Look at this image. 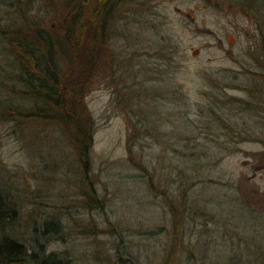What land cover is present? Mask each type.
I'll use <instances>...</instances> for the list:
<instances>
[{
  "label": "rangeland",
  "instance_id": "rangeland-1",
  "mask_svg": "<svg viewBox=\"0 0 264 264\" xmlns=\"http://www.w3.org/2000/svg\"><path fill=\"white\" fill-rule=\"evenodd\" d=\"M17 1L0 0V28L24 13L64 36L67 1ZM89 24L60 51L69 118H0L6 235L62 264H250L264 247V0H122L94 69Z\"/></svg>",
  "mask_w": 264,
  "mask_h": 264
},
{
  "label": "trees",
  "instance_id": "trees-1",
  "mask_svg": "<svg viewBox=\"0 0 264 264\" xmlns=\"http://www.w3.org/2000/svg\"><path fill=\"white\" fill-rule=\"evenodd\" d=\"M65 1H67L66 9L70 11V14L63 12L65 17L61 20L65 32L63 37L55 34L54 28L47 27L38 18L24 15V13L17 20L21 22L20 24L11 28H0L1 45L5 48L0 53V93L3 90L9 96L8 100L0 99L1 119L16 120L18 117H25L29 114L41 116L44 112L52 118L61 117L64 121L69 118L68 115L58 111L65 107L62 90L65 75L62 72V60L65 61L66 57L60 55V51L65 45L70 50L75 48V42L83 45L84 35L81 32L87 23H92L88 25L92 30L89 40L92 46L84 54L85 59H88L87 64L91 69L97 68L102 63L101 56L107 53V43L112 35V19L122 0ZM16 4L23 9L22 2L17 1ZM88 12H91L93 17L88 18ZM66 19L67 22H65ZM75 60L74 55L72 61ZM16 95L24 97L33 107L30 110L20 108L13 100ZM79 138L83 143L81 154L85 156L91 139L86 133L80 135ZM128 149L132 153L131 141L128 142ZM255 215L261 218L259 214L255 213ZM15 220L16 212L12 209L11 201L0 193V230L2 232L0 264H62L54 255L41 258L40 255L30 253L24 244L7 236L4 230L9 228ZM173 233L177 239L183 236L181 227L178 226L175 227ZM250 247L252 253L255 251V259L249 263L264 264V247L260 244L256 245V249L253 245ZM237 254L231 255V258H235ZM176 259L177 257L173 254L166 259L164 264H177ZM129 262L136 263L134 260Z\"/></svg>",
  "mask_w": 264,
  "mask_h": 264
}]
</instances>
